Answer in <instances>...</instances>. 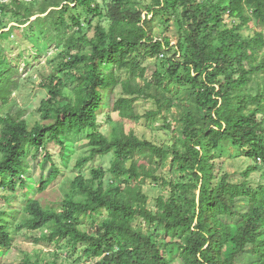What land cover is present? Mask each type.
<instances>
[{
    "label": "trees",
    "instance_id": "trees-1",
    "mask_svg": "<svg viewBox=\"0 0 264 264\" xmlns=\"http://www.w3.org/2000/svg\"><path fill=\"white\" fill-rule=\"evenodd\" d=\"M14 34L16 56L5 42ZM39 47L57 54L30 126L9 104L18 62ZM140 99L154 108L137 112ZM112 113L160 118L169 140L126 132ZM83 134L76 167L110 156L109 168L76 175L57 207L44 206L29 190L59 179L49 144L65 152ZM226 144L247 163L239 171L223 168ZM41 151L51 167L35 181L29 158ZM148 181L163 191L153 206ZM24 230L81 246L91 264H264V0H0L4 253ZM20 264L61 263L27 253Z\"/></svg>",
    "mask_w": 264,
    "mask_h": 264
},
{
    "label": "rangeland",
    "instance_id": "rangeland-1",
    "mask_svg": "<svg viewBox=\"0 0 264 264\" xmlns=\"http://www.w3.org/2000/svg\"><path fill=\"white\" fill-rule=\"evenodd\" d=\"M4 23L12 24L13 22H11V18L6 17ZM17 38V34H14L11 39L5 40L7 45L11 47L13 56H16L20 52V48L16 43ZM39 49H41L40 55H37L36 58L32 57L30 64L27 65L18 62L21 67V71L14 77L17 81L18 88L13 91L9 104V112L12 114L21 113L30 126L39 120L38 107L41 100L46 96V90L40 86V82L42 81L43 76L51 72L52 67L55 64L54 60L57 54V50L52 47L47 49L39 47ZM25 54L28 59H31V55L35 54V52L26 50ZM144 64L148 67V73H151L154 70L155 66L153 60H148ZM120 94L121 90L117 89L115 98ZM152 108H154V105L149 101H144L142 99L137 101V112H143L144 110ZM112 116L114 119L123 123V127L126 132L133 131L139 137H145L156 142L169 140V136L166 134V131L161 129L162 122L160 118L149 121L142 120L140 122H133L129 120L121 121L117 113H112ZM101 124L103 129L108 128V124L104 119L101 120ZM48 148L51 150L54 162L60 171L59 179L43 193L38 194L35 189L29 190L31 196L38 197L44 206L57 207L63 199L64 190L68 188V180L74 178L76 175L82 174L86 178H89L91 177V169L102 167L107 170L110 166V156H97L93 161L88 162L82 168L76 167L77 159L89 152L86 134L73 139L71 143L67 145L65 152L60 151L59 147L54 145V143L49 144ZM224 149L225 150L222 152L221 158L224 159L223 168L226 171L233 173L235 171H239L247 165L244 159L238 158L235 155L238 152L237 149L232 148L229 144H226ZM44 153V151H41L38 153L37 158H29L30 175L35 181L42 176H47L50 171L49 168L51 166L49 163H45L43 168L40 165ZM151 185L152 184L148 181L144 186V190L150 198V205L153 206L155 198L159 194L163 193V191L153 189L151 188ZM93 219H99V214L95 215ZM85 222L87 223L88 229L91 228V226L93 229L96 228V224L94 222L92 223L91 220L85 219ZM42 232L44 233V230ZM36 233L37 231L30 232V235H28L25 230L18 232L14 243L16 248L10 249L5 253L4 250L0 248V264H20L21 256L23 257L27 253L32 258L38 255L42 259H47L50 263L54 261L61 264L92 263V258L85 256L81 246L78 245L76 248H73L72 245L66 241H62L60 243L47 241L35 242L33 235H36ZM1 253L4 254L1 255ZM175 264H179V262L175 261Z\"/></svg>",
    "mask_w": 264,
    "mask_h": 264
}]
</instances>
